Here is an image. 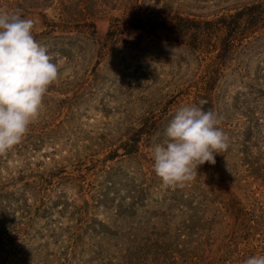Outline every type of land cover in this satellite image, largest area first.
Here are the masks:
<instances>
[{"label":"rangeland","instance_id":"rangeland-1","mask_svg":"<svg viewBox=\"0 0 264 264\" xmlns=\"http://www.w3.org/2000/svg\"><path fill=\"white\" fill-rule=\"evenodd\" d=\"M58 2L0 0L34 20L61 70L39 120L0 155V264H114L101 237L129 215L151 239L134 231L128 264L264 255V30L229 18L264 0H90L63 21ZM191 105L223 118L229 148L168 186L153 149Z\"/></svg>","mask_w":264,"mask_h":264},{"label":"clouds","instance_id":"clouds-1","mask_svg":"<svg viewBox=\"0 0 264 264\" xmlns=\"http://www.w3.org/2000/svg\"><path fill=\"white\" fill-rule=\"evenodd\" d=\"M34 27V20L22 18L19 10L0 9V155L28 134L43 113L50 86L60 79V66L35 39ZM222 119L197 105L175 113L166 139L152 153L154 172L164 184L184 187L195 179L199 166L215 165L216 155L229 148V137L219 127ZM244 264H264V255H253Z\"/></svg>","mask_w":264,"mask_h":264},{"label":"trees","instance_id":"trees-1","mask_svg":"<svg viewBox=\"0 0 264 264\" xmlns=\"http://www.w3.org/2000/svg\"><path fill=\"white\" fill-rule=\"evenodd\" d=\"M67 0H59V18L60 20H70L72 18L76 19L77 13L80 18L84 16V8L87 7L90 0H85V2H80L77 8L73 5L69 6L66 4ZM95 1V0H92ZM83 5V6H82ZM126 6V4H124ZM127 7V6H126ZM237 15L229 16L231 19L237 18L236 16L249 17L250 21H253L250 31H263L264 30V2L256 3L254 5L243 6ZM239 18L237 19L239 21ZM73 21V20H72ZM228 23L227 25H230ZM136 29H140V27H136ZM201 87V86H200ZM199 87V90H203ZM131 219H134L132 216H126L121 219V221L114 220L113 231L101 237L102 239H107L106 246L111 243V249H119L115 253L117 258H113L114 264H128V254L132 251V246L136 243V237L134 236V231L144 233L145 239L144 242L150 243L149 239H151L150 234H145V232H150L145 221H142V218H139L138 222H132ZM87 219H82V226L87 223ZM88 224V223H87ZM148 239V240H147ZM154 240L159 241V236H157ZM155 243V241H152ZM137 253V252H136ZM146 264V263H144Z\"/></svg>","mask_w":264,"mask_h":264}]
</instances>
